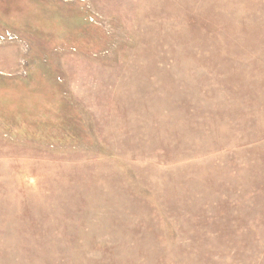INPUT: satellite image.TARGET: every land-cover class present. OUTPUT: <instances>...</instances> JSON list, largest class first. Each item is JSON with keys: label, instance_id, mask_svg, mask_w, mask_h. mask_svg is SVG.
I'll list each match as a JSON object with an SVG mask.
<instances>
[{"label": "rangeland", "instance_id": "1", "mask_svg": "<svg viewBox=\"0 0 264 264\" xmlns=\"http://www.w3.org/2000/svg\"><path fill=\"white\" fill-rule=\"evenodd\" d=\"M0 264H264V0H0Z\"/></svg>", "mask_w": 264, "mask_h": 264}]
</instances>
